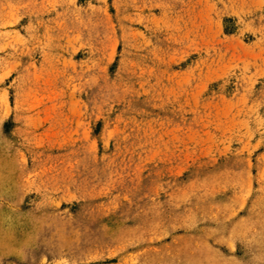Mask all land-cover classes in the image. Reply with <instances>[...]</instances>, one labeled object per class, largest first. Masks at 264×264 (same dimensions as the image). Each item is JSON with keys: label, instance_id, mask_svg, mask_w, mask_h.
Masks as SVG:
<instances>
[{"label": "rangeland", "instance_id": "rangeland-1", "mask_svg": "<svg viewBox=\"0 0 264 264\" xmlns=\"http://www.w3.org/2000/svg\"><path fill=\"white\" fill-rule=\"evenodd\" d=\"M0 264H264V0H0Z\"/></svg>", "mask_w": 264, "mask_h": 264}]
</instances>
